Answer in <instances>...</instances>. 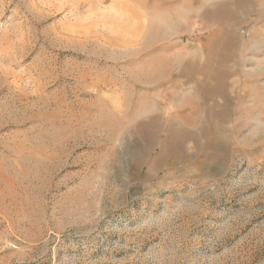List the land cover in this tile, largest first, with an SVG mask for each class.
<instances>
[{
    "label": "rangeland",
    "instance_id": "obj_1",
    "mask_svg": "<svg viewBox=\"0 0 264 264\" xmlns=\"http://www.w3.org/2000/svg\"><path fill=\"white\" fill-rule=\"evenodd\" d=\"M0 264H264V0H0Z\"/></svg>",
    "mask_w": 264,
    "mask_h": 264
}]
</instances>
